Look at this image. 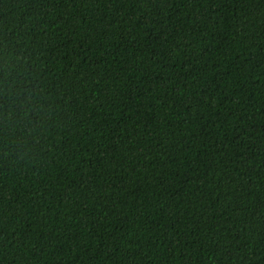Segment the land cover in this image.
<instances>
[{
	"label": "trees",
	"instance_id": "16d2710c",
	"mask_svg": "<svg viewBox=\"0 0 264 264\" xmlns=\"http://www.w3.org/2000/svg\"><path fill=\"white\" fill-rule=\"evenodd\" d=\"M0 264H264V0H0Z\"/></svg>",
	"mask_w": 264,
	"mask_h": 264
}]
</instances>
